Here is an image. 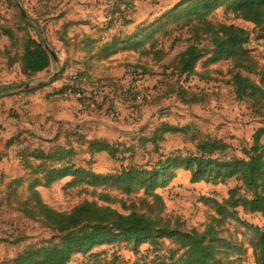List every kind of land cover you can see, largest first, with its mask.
I'll use <instances>...</instances> for the list:
<instances>
[{
    "label": "trees",
    "instance_id": "16d2710c",
    "mask_svg": "<svg viewBox=\"0 0 264 264\" xmlns=\"http://www.w3.org/2000/svg\"><path fill=\"white\" fill-rule=\"evenodd\" d=\"M6 1L10 12L12 0ZM137 1L112 0L106 6L102 3L99 5L98 8L102 7L101 18L103 22L105 21L102 32L107 33L118 23H121L126 32L119 31L118 35H114L107 44H101L100 38L91 41L84 50L87 61L106 59L109 55L118 52L122 48L120 46H123V49H134L133 44L144 45L151 39L150 27L154 22L173 19L169 23L172 25L170 28L184 26L188 29L191 45L180 53L171 65L163 68L167 90L174 83L180 89L191 92L188 88L189 79L196 77L198 81L205 80L196 66L209 56H211L208 61L210 64L232 61L234 69L237 70L233 75V85L238 99L250 100L254 104L253 112L264 117V73L258 69L252 51L247 48L250 40L249 32L232 24L213 23L209 19L214 9L225 7L226 15L253 24L264 32V0H180L165 11L161 9L152 11L147 20L136 25L134 14ZM21 18L25 30L35 29L38 39L28 36L23 41L21 53L19 49H13L14 34L19 32L21 27L0 26V34L8 43L0 53L11 47V51H20L17 57L13 58L6 52L2 57L7 61L9 68L19 65L29 77H34L48 72L53 59L45 49L41 32L37 30L41 28L40 24L30 17L21 15ZM46 24L48 27L53 24L54 36L62 44L66 55L59 77L55 82L47 85V88L53 87V89L46 94V102L55 105L68 102L72 96H76L84 87L83 79L88 75L83 71L76 73V78L74 76L66 78V64L70 52L68 46L72 42L70 32L75 24L66 20L65 16L47 20ZM81 25L92 26L91 22H82ZM131 26L135 27L129 34L127 32ZM168 32L169 30L166 29L158 33ZM42 33H45L44 29ZM206 42L215 49L213 52L206 45L202 46ZM147 45H150L149 50L143 51L144 55L157 50L160 41L154 39ZM56 82L60 83L58 87L54 86ZM205 82L210 83L209 80ZM150 94L151 99L152 93ZM171 98L181 104L178 95ZM156 132L158 134L156 138L162 139L165 134H185L186 130L169 123H162L149 136L142 135L137 139L136 134H126L123 141L106 142L90 140L81 127L71 126L60 127L56 136L47 141L29 131H20L10 139L5 148L17 150L16 159L22 175L14 178L0 175L2 194L9 198L25 199L27 202L20 204L24 207V214L28 209L33 210L35 217L43 220L42 223L54 236L62 237V242L44 249H27L10 261L3 260L0 264H77L74 261L76 256L93 257V260L98 259V264H108L112 261L113 264H123L121 256L123 251L128 250L127 252L136 258V253L139 251L141 253L143 248H146L145 258L151 260H142L141 264H231V255L238 250L232 248V242L224 238L223 233L228 234L229 237L233 234L236 238L235 226L238 223L251 229L244 222L243 216L259 215L264 218V123L262 121L250 143H240L237 149L218 139L210 138L199 142L194 140L197 142L195 154L183 157L170 154L161 158L155 168L129 167L128 169L127 166L119 175L112 176V180L119 181L120 194L129 197L136 191H143L144 198L140 203L147 208V213L133 210L129 214H122L110 206L101 207L95 202L87 201L70 211L58 212L43 201L44 191L52 196L53 186L68 178L71 180L63 187L66 193L83 185L85 179L96 182L100 177L93 173L91 163L95 155L106 153L116 158L117 151L120 156L125 155L135 148L136 140H139V144L151 140L155 145L156 139L152 138ZM234 150L238 151L232 153ZM83 155H89L90 160H81L80 157ZM182 173L189 174V182L192 186L206 183L218 187L235 180L241 187L230 190L228 198L224 201L210 196L203 199L204 207L208 209L206 222L202 230L191 228L185 221L173 220L166 215L168 209L164 195ZM101 200L113 204L123 199L104 196ZM123 205L125 206V202ZM124 210L127 211L125 208ZM258 230L261 232L257 233L259 239L254 245L257 254L256 264H264V228ZM163 240L170 243V248L167 250H162L160 247L163 245ZM113 247H120L122 250L119 253H114L115 251L111 253L109 248ZM134 261L133 264L136 263Z\"/></svg>",
    "mask_w": 264,
    "mask_h": 264
},
{
    "label": "rangeland",
    "instance_id": "374dc122",
    "mask_svg": "<svg viewBox=\"0 0 264 264\" xmlns=\"http://www.w3.org/2000/svg\"><path fill=\"white\" fill-rule=\"evenodd\" d=\"M111 1L12 0L9 12L7 1L0 0V26L21 27V30L14 34L15 48L13 49H19L22 53L23 41L28 36L38 39L39 36L35 29L25 30L21 15L26 18L30 17L40 24L41 28L37 30L41 32L44 43L53 51L59 61L58 63L53 61L48 72L29 79V76L19 65L9 68L2 54L6 52L14 58L20 55V51H11L12 47L8 48L7 51L0 53V85L7 87L5 94L13 95L17 87L31 82L49 81L55 76L56 81L66 60V55L62 44L54 36L53 24L48 27L46 22L65 16L66 20L75 24L70 32L72 42L68 46L70 52L66 64V78L71 77L72 74L87 72L88 76L83 79L86 95L77 94L72 96L68 102L55 105L48 104L44 99V94L33 95L29 98H27L29 95H21L23 99L19 108L11 112V115L14 113V116H19L18 121H22L37 131L40 138L48 137L50 140L55 136L57 128L71 126L81 127L90 140L106 142L123 141L126 134H136L134 136L137 139L142 135L149 136L162 123H169L174 127L186 130L185 134H165L162 139L156 138L158 137L157 131L152 138L156 139L155 145L151 140L141 144L138 143L139 140H136L135 148L121 156L117 151L116 158H112L106 153L95 155L91 163L93 173L100 177L96 182L85 179L83 185L66 193L63 187L71 180L68 178L53 186L52 196L43 192V201L58 212L70 211L80 203L87 201L95 202L101 207L110 206L122 214H129L133 210L147 213V208L140 203V200L144 198L143 191H136L129 197L120 194L119 181L112 180V176L119 175L127 166L128 169L129 167L155 168L161 158L168 157L170 154L182 157L195 154L197 142L205 139L222 140L237 149L240 143H250L255 131L260 127V121L264 123V117L253 112L254 104L250 100L238 99L233 85V75L237 70L234 69L232 61L210 64L208 61L211 56H209L197 64V71L205 80L188 84L191 92L180 89L174 83L167 90L163 68L171 65L178 55L191 45L188 29H185L184 26L170 28L172 25L169 23L173 19H164L160 23L154 22L150 27L151 39L144 45L133 44L134 49H123V46H120L122 48L118 52L109 55L106 59L87 61L84 50L91 41L100 38L101 44H107L114 35H118L119 31L126 32L121 23L116 24L107 33L102 32L105 21L103 22L101 18L102 7H98L101 3L106 6ZM179 1L138 0L134 14L136 25L147 20L152 11L156 9L165 11ZM224 11L225 7L214 9L209 19L213 23L232 24L248 31L250 40L247 48L252 51L258 69L264 73V32L253 24H247L234 19L232 15H226ZM82 22H91L92 26L81 25ZM91 27L94 28L91 29ZM134 27L131 26L127 33H132ZM43 29L45 33H42ZM166 29L169 30L168 33H158ZM154 39L160 41L159 48L149 55H144L143 51L149 50L150 45L147 44L152 43ZM192 42L195 44L194 40ZM205 45L212 52L215 50L210 43L202 44V46ZM7 46L6 38L0 34V50ZM204 65L206 66L204 67ZM206 80H209L210 83L205 82ZM59 85V82L54 84L55 87ZM132 88L142 98L139 106L142 115L137 119L129 115V111L133 107L130 95ZM49 89L51 92L53 87ZM150 93H152V98L147 99L146 95ZM1 95L4 96L3 92H0ZM175 95L179 96L183 106L171 98ZM14 102L15 105L17 100ZM88 103H94L96 106V111L92 114L88 112ZM14 105L9 104L2 107L9 109ZM115 108L117 113L115 112V118L111 119L110 115ZM1 112L2 110H0V123L6 120L1 117ZM142 130L144 131L142 132ZM237 151L234 150L232 153ZM16 152L15 149L0 151V175L9 178L21 175L16 161ZM117 157L119 158L117 159ZM80 159L89 161L90 157L83 155ZM189 181V174H180L176 182L173 183L174 188H169L168 193L164 195L168 209L166 215L173 220L185 221L189 227L200 230L203 229L208 212V209L204 207L203 199L210 196L224 201L228 198L230 190L241 187L235 180L218 187L206 183L192 186ZM104 196L123 200L107 204L101 200ZM25 202H27L25 199L0 197V241H2L0 243V263L7 259L10 261L11 258L17 257L20 252L27 249H44L62 242V237L54 236L42 223L43 220L35 217L33 210L28 209L24 214V207L20 204ZM30 205L29 207H31ZM131 205H133L132 209ZM243 220L251 229L238 223L235 226L236 238L233 237V234L229 237L226 233H223V237L232 242L233 249L238 250L231 255V264H256L257 254H255L254 245L259 239L257 233L261 232L258 229L264 228V218L259 215L243 216ZM181 229L183 230V228ZM160 247L162 250H167L170 248L169 241L163 240V245ZM109 250L111 253L114 251V253H119L122 249L113 247ZM145 250L146 248H143L141 253L137 252L136 258L135 256L133 258V255L127 252L128 250L123 251L121 254L123 264L131 262L133 264V259H135V264L143 263L142 260L150 261L151 259L145 258L147 257ZM74 261L77 264H98V259L93 260V257L89 256H76ZM108 264H113V261Z\"/></svg>",
    "mask_w": 264,
    "mask_h": 264
},
{
    "label": "crops",
    "instance_id": "0c3cea01",
    "mask_svg": "<svg viewBox=\"0 0 264 264\" xmlns=\"http://www.w3.org/2000/svg\"><path fill=\"white\" fill-rule=\"evenodd\" d=\"M38 75H41V74H38ZM34 77H36V76H34ZM34 77H29V79H34ZM50 80L49 81H41V82H37V83H32L31 82L29 84L21 85V86H19V87H17L15 89V91H14L15 94H13V95L5 94V90L7 89V87L3 86V85H0V92H3V95H4V96H2V95L0 96V110H2L1 117L3 119H6L2 123H0V151L1 152H4L5 150H7L5 148L6 143L10 139H12L15 135H17L20 131H29V132L35 134L38 138H40V136L38 135L37 131L31 129L28 125L24 124L22 121H18L17 119L19 118V116H14V113L11 115V112H12V110H17L19 108L21 100L23 99V97L21 95H29L27 97V98H29L30 96H33V95L44 94V99L46 100V94L48 92H50V89L47 88V85L55 82V79L53 81H51V82H50ZM40 88H45V89L44 90H38ZM35 90H37V91L34 92ZM15 100H17V102L14 105V103H15L14 101ZM9 104L14 105V106L13 107H9V109H7L5 107L4 108L2 107V106H7ZM58 129L59 128H57V130ZM57 130L55 132V136L57 134ZM41 138H42V140L43 139L46 140V141L48 140V137H41ZM14 149L15 148L10 149V150H14ZM7 151H9V150H7ZM16 161L18 162L17 159H16ZM18 166H19V164H18ZM21 175H22V171H21ZM5 177H7V176H5ZM174 186L175 185L172 184L171 187H169V188L170 189L174 188ZM168 190H167L166 194L168 193ZM0 197H5L2 194V188L1 187H0Z\"/></svg>",
    "mask_w": 264,
    "mask_h": 264
},
{
    "label": "built area",
    "instance_id": "2783aa9c",
    "mask_svg": "<svg viewBox=\"0 0 264 264\" xmlns=\"http://www.w3.org/2000/svg\"><path fill=\"white\" fill-rule=\"evenodd\" d=\"M75 75L76 74H72V76H74V78H76ZM189 82L190 83H197L198 82V79L196 77H190ZM133 89L134 88L131 89L132 91L130 93L133 107L129 111V115L132 118L137 119V118H139L142 115V111L140 110V107H139L141 105L142 98H141L140 95H137L136 94V91L133 90ZM78 94H80L82 96H85L86 95L85 86L81 88V90L79 91ZM150 96H151V94L146 95V97L148 99H150ZM88 108H89V111L88 112L90 114H92V113H94L96 111V106H95L94 103H88L87 104V109ZM115 112L117 113L116 108L114 109V111L110 115V118L111 119H114L115 118Z\"/></svg>",
    "mask_w": 264,
    "mask_h": 264
},
{
    "label": "water",
    "instance_id": "95a60500",
    "mask_svg": "<svg viewBox=\"0 0 264 264\" xmlns=\"http://www.w3.org/2000/svg\"><path fill=\"white\" fill-rule=\"evenodd\" d=\"M44 45H45L46 51L49 53V55L51 56V58L53 59V61L56 62V63H58L59 61H58L56 55L53 53V51L45 43H44ZM55 77L53 79H51L50 82L53 81L55 79Z\"/></svg>",
    "mask_w": 264,
    "mask_h": 264
}]
</instances>
